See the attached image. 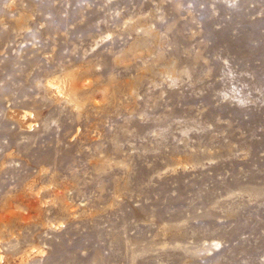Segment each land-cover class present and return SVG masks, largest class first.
I'll return each instance as SVG.
<instances>
[{
    "label": "rangeland",
    "instance_id": "374dc122",
    "mask_svg": "<svg viewBox=\"0 0 264 264\" xmlns=\"http://www.w3.org/2000/svg\"><path fill=\"white\" fill-rule=\"evenodd\" d=\"M0 264H264V0H0Z\"/></svg>",
    "mask_w": 264,
    "mask_h": 264
}]
</instances>
